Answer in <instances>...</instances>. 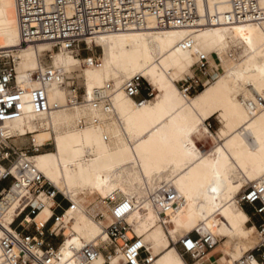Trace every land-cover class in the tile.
I'll list each match as a JSON object with an SVG mask.
<instances>
[{"label": "bare ground", "instance_id": "bare-ground-1", "mask_svg": "<svg viewBox=\"0 0 264 264\" xmlns=\"http://www.w3.org/2000/svg\"><path fill=\"white\" fill-rule=\"evenodd\" d=\"M199 9L223 17L229 10V0H200ZM189 37L195 44L183 50L181 43ZM94 42L103 50L99 69H83L80 58L63 50L55 52L50 43L20 48L15 0H0V51L15 58L20 86L37 87L26 81L29 72L53 67L67 76L83 73L86 100L108 83L115 87L113 113L106 114L87 104L69 106L68 90L52 85L48 87L49 98L62 106L60 110L38 116L28 107L22 119L4 125L8 136L33 134L38 144L47 141L45 131L52 133L48 140L53 141L55 152L35 155L32 162L53 187L77 205L75 212H68L67 219L81 230L66 234L60 249L63 255L68 257L70 246L107 239L97 217L100 213L108 216L102 202L118 194L143 204L129 221L150 249L153 264H187L179 256L177 234L188 235L195 229L202 236L212 234L221 241L232 263L241 259L256 245L258 232L254 224L250 225L251 218L238 197L248 184L264 177V109L256 111L251 106L259 98L264 101V22L199 30H161L151 24L143 30L88 39V43ZM232 44L243 46L241 59L229 53ZM45 53H52L50 65L42 62ZM199 54L207 55L217 68L225 64V55L231 56L229 61L234 64L226 66L205 90L186 100L176 82L191 68L192 61L196 64ZM117 65L123 77L150 79L158 96L138 105L125 94L124 85H117L112 74ZM215 116L223 122L221 142L203 151L196 142L201 141L200 127L203 125L214 137L206 122ZM84 118L97 119L99 124L79 130ZM163 183L171 184L185 201L180 211L169 214L168 223L173 229L166 230L170 236L147 200ZM94 195L102 200L91 201ZM51 206L48 201L38 221L51 216ZM102 262L103 257L94 264Z\"/></svg>", "mask_w": 264, "mask_h": 264}, {"label": "built area", "instance_id": "built-area-1", "mask_svg": "<svg viewBox=\"0 0 264 264\" xmlns=\"http://www.w3.org/2000/svg\"><path fill=\"white\" fill-rule=\"evenodd\" d=\"M200 0H15L19 28L20 48L37 43H50L55 50H63L81 59L87 68H101L100 56L93 53V43L88 39L103 34L143 30L153 24L156 28L199 30L209 26L264 22V0H229V10L223 17L201 13ZM194 40L189 37L181 43L183 50H190ZM235 54H231L234 56ZM220 75L212 60L199 54L193 74L177 83L182 96L189 100ZM17 62L11 53L0 51V264H94L101 257L104 264H153L154 257L142 237L136 234L129 222L132 214L143 208L135 199L118 194L104 199L105 213L97 217L103 223L107 239L83 242L70 246L68 257L60 250L67 239L66 232L72 224L68 212H75L77 205L46 179L32 162L35 155L43 153L53 141L38 144L29 134L24 147L13 144L14 137L6 134L4 125L20 120L30 107L38 116H47L60 110L59 103L51 102L48 87L67 89L68 105L87 104L106 114L114 111L115 87L108 83L95 91L92 98L82 96L78 80L69 78L62 71L45 67L29 72L26 79L35 88L20 86L17 82ZM125 94L138 105L155 99L156 91L141 76L126 81ZM86 94V93H85ZM256 111L264 109L259 98ZM207 127L212 124L207 121ZM99 124V120L82 119L80 128ZM147 200L161 216L159 221L168 229L169 214L183 208L171 184L163 183L151 192ZM52 202L51 216L38 221L47 202ZM239 204L251 208V223L258 232L259 242L254 250L232 264H264V177L250 184L240 196ZM219 245L212 234L186 235L176 245L183 258L206 262Z\"/></svg>", "mask_w": 264, "mask_h": 264}, {"label": "rangeland", "instance_id": "rangeland-1", "mask_svg": "<svg viewBox=\"0 0 264 264\" xmlns=\"http://www.w3.org/2000/svg\"><path fill=\"white\" fill-rule=\"evenodd\" d=\"M24 48H28V47H24ZM92 49H93V53H95V54H97L98 56H100V59L102 60V58H103V50H102V48L96 46V43L94 42L93 45H92ZM54 50H55V49H54ZM55 52H59V50H55ZM243 52H244L243 46L240 45V44H232L231 47L229 48V53H234L238 60L241 59V58L244 56ZM51 55H52V53H45V54H43V56L41 57V59H42V62H43L44 65H48V64L50 65V64L52 63V59H51V57H50ZM71 56H73V55L71 54ZM227 56H228V55H225V56H224L225 64H221L220 67H218V69L220 70V74L226 69V66H231V65L234 64L233 61H229L230 59H232L231 56H230L229 58H227ZM195 59H196V58H195ZM214 59H215V62H216V61H217V60H216L217 57L214 56ZM80 60H81V59H80ZM194 63H195V60L192 61V62L189 64V66H190L191 68L186 72V74L183 76V78L179 79V80L176 82V84H177L178 82L184 80L186 77H189V76H191V75L193 74V65H194ZM102 65H103V60H102ZM81 67H83V69H86L82 64H81ZM87 68H88V67H87ZM112 74H113V77H115L116 80L118 81V82H117V85H118V83H119V84L121 83V85H124V83H125L127 80L131 79L130 77H123V76L120 75V71H119V67H118V65L114 67V69H113V71H112ZM78 76H81V79H80ZM68 77H69V78H74V79L78 80V82H79V87H80V89H81V94H82V96L86 95V94H85V93H86V83H85V81H84L85 79H84V75H83V73H81V72L74 73V74H72V75H68ZM145 80H146L147 83H149V85H151L152 87L155 88V85L153 84V82H152L150 79H145ZM155 91H156V97H157V96H158V91H157L156 88H155ZM156 97H155V98H156ZM85 98H86V96H85ZM153 100H154V99H153ZM208 121H210V123L212 124V129H210V131L213 133L214 137L210 136V135L207 133L205 127L202 125V126L200 127V130H199V132H200V136L198 137L201 141L196 140L197 144L200 146V148H201L203 151L211 150L212 148L216 147L217 144H218L219 142H221V139L219 138V134H220L221 130L223 129V122L219 119L218 116H215V117H213L212 119H210V120H208ZM206 125H207V123H206ZM77 126H78V125H77ZM78 129L81 130V129H84V128H80V127L78 126ZM50 134H52V133H51V132H46V131H45V140H48V139H49ZM200 137H201V138H200ZM198 138H197V139H198ZM217 138H218V139H217ZM12 142H13V144L18 145L19 147H24V146H26L27 143L29 142V137L15 138ZM208 148H209V149H208ZM49 152H55V146H54L53 142H51V146L48 147V148L46 149V151H44L43 153H49ZM43 153H40V154H43ZM60 186H61L62 188H65V185H64L63 183H61ZM249 186H250V184H248V185L242 190L241 194H240L239 197H238L239 200H240V196L242 195V193H243V192H244ZM60 192L63 193V194L65 195V193H64L63 191H60ZM90 199H91V201L96 200V201H98V202H100V201L102 200V198H101L100 196H98V195L91 196ZM246 208H247V207H245L244 209H246ZM247 211L251 214L252 209H251V208H247ZM45 219H46V218H45ZM45 219L42 220V221H45ZM129 222H130V221H129ZM252 224H253V223H250V225H252ZM69 228H70V229L67 230L66 234H67L69 231L79 233L80 230H81L80 227L78 226V224H76V222H73V221H72V224H71V226H70ZM168 229H169L170 231H172L173 226L170 225V226L168 227ZM164 230H165V232L167 233V235L170 236L169 233H168V231H167L166 229H164ZM185 235H186V234L183 233V232H179V233L177 234L176 245L178 244V242H179V241H180ZM188 235H192V236H194V237H198V235H200V234H199L198 231L195 229V230H193V231H192L190 234H188ZM255 236L257 237V238H256V241H255L256 245H255V244L253 245L252 250L255 249V247L257 246V244H258V242H259V241H258V233H256ZM104 241H105V240H104ZM89 242H90V241H89ZM171 244L173 245V242H172ZM222 246H223V243L220 241V242H219V245H218V247H217L216 252H217V251L222 252V250H223V247H222ZM176 247H177V246H176ZM177 250H178V248H177ZM232 250H233V249H232ZM252 250H250V251H252ZM178 252H179V256H180V258H183V256L181 255V253H180L179 250H178ZM223 252H224V251H223ZM226 258L229 260V263H232L230 258H228L227 256H226ZM183 259H184V258H183ZM184 260H185V259H184ZM185 261H186V260H185ZM102 263H104V262H102ZM196 263H197V262H196ZM196 263H195V264H196Z\"/></svg>", "mask_w": 264, "mask_h": 264}, {"label": "crops", "instance_id": "crops-1", "mask_svg": "<svg viewBox=\"0 0 264 264\" xmlns=\"http://www.w3.org/2000/svg\"><path fill=\"white\" fill-rule=\"evenodd\" d=\"M248 208V207H247ZM247 208L245 209V211L247 212V214L250 216L251 218V215L250 213L247 211ZM217 250V249H216ZM214 250L212 253H210V255L208 256V260L204 263L206 264H231L229 263V260L226 258V255L225 253L223 252H220V251H217ZM187 264H192L191 260L188 259L186 261Z\"/></svg>", "mask_w": 264, "mask_h": 264}]
</instances>
